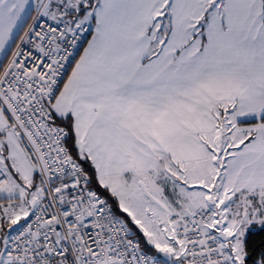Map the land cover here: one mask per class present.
Listing matches in <instances>:
<instances>
[{"label": "snow or ice", "instance_id": "1", "mask_svg": "<svg viewBox=\"0 0 264 264\" xmlns=\"http://www.w3.org/2000/svg\"><path fill=\"white\" fill-rule=\"evenodd\" d=\"M0 264H264V0H0Z\"/></svg>", "mask_w": 264, "mask_h": 264}]
</instances>
